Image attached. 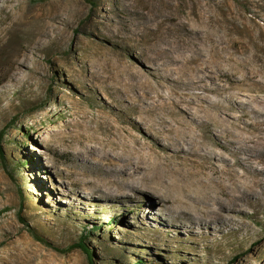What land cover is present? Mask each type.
Here are the masks:
<instances>
[{
    "label": "rangeland",
    "instance_id": "374dc122",
    "mask_svg": "<svg viewBox=\"0 0 264 264\" xmlns=\"http://www.w3.org/2000/svg\"><path fill=\"white\" fill-rule=\"evenodd\" d=\"M263 120L264 0H0V264H264L263 204L192 217Z\"/></svg>",
    "mask_w": 264,
    "mask_h": 264
},
{
    "label": "bare ground",
    "instance_id": "6f19581e",
    "mask_svg": "<svg viewBox=\"0 0 264 264\" xmlns=\"http://www.w3.org/2000/svg\"><path fill=\"white\" fill-rule=\"evenodd\" d=\"M6 1L9 2L12 0ZM171 59L177 60L178 58L171 57ZM157 69H160V65H158ZM199 77L201 78L200 75ZM240 101L242 104L245 103L243 99ZM252 108L253 110L255 109L254 106ZM233 117L240 119V116L235 115ZM221 123L219 132L220 134H224L228 131L229 127L227 118L224 117ZM254 128L255 130L250 135L239 133L236 137L228 140L231 145L236 147V153L239 156L238 163L243 168L241 173L237 168H234V171L225 170L229 175V180L225 184V188L229 190V197L232 196L230 202L228 204L219 203L218 209L209 206L201 207L192 214L193 218L201 219V221L203 219L217 222L219 221L218 217L221 215V211L230 209L231 205L242 206V208L244 202L250 205H264V120L254 124ZM248 175H251L249 177L251 181L248 178L246 179L249 183L245 180ZM235 181H239L242 187L240 188L236 185L234 183ZM190 222H193V220H190Z\"/></svg>",
    "mask_w": 264,
    "mask_h": 264
},
{
    "label": "trees",
    "instance_id": "16d2710c",
    "mask_svg": "<svg viewBox=\"0 0 264 264\" xmlns=\"http://www.w3.org/2000/svg\"><path fill=\"white\" fill-rule=\"evenodd\" d=\"M1 136H2V133H0V139H1ZM0 156L5 161L6 155L4 154V151H3V148L1 146V144H0ZM26 225L28 227V230L32 234V236L35 237L37 240H40L43 243H46V244L54 247L57 250H69V249H71L73 247H80L86 252V254L88 255L89 259H91L92 252H91V249L89 248V246L87 245V242L85 240V236H84V234H82V231H81V234L78 236V238H77V240L75 242L71 243L70 245H68L65 248H60V247H57L56 245H54L51 241L47 240V238L44 237L42 234L38 233L35 230V228L29 226L28 223H26ZM100 226H101L100 224H98V225H90L88 227V229H86L85 232L94 231L95 229H98ZM136 264H143V263H142V261L140 259H137L136 260Z\"/></svg>",
    "mask_w": 264,
    "mask_h": 264
}]
</instances>
